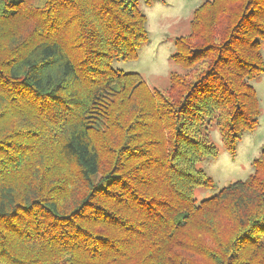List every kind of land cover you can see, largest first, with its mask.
Masks as SVG:
<instances>
[{"label":"trees","instance_id":"16d2710c","mask_svg":"<svg viewBox=\"0 0 264 264\" xmlns=\"http://www.w3.org/2000/svg\"><path fill=\"white\" fill-rule=\"evenodd\" d=\"M155 1L0 0V264H264V146L196 197L259 127L264 0L196 8L163 90L112 66Z\"/></svg>","mask_w":264,"mask_h":264},{"label":"rangeland","instance_id":"374dc122","mask_svg":"<svg viewBox=\"0 0 264 264\" xmlns=\"http://www.w3.org/2000/svg\"><path fill=\"white\" fill-rule=\"evenodd\" d=\"M206 0H157L151 5L141 2L140 6L147 16L149 40L139 50L135 61L115 60L112 66L124 72L140 73L150 88L163 90L168 87L169 75L175 69L171 55L175 52V39L189 33V23L193 12ZM264 57V45H263ZM262 116L257 130L247 133L238 143L236 155L227 152L217 130L211 133V139L219 149L216 159L208 158L198 164L215 182L211 189H196L199 200L218 193L225 185L246 180L253 173L252 163L264 146V75L253 82Z\"/></svg>","mask_w":264,"mask_h":264}]
</instances>
